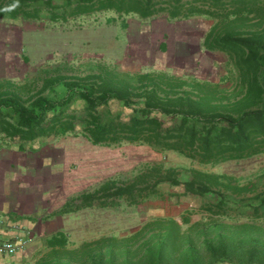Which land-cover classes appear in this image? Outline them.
<instances>
[{
    "label": "trees",
    "instance_id": "obj_1",
    "mask_svg": "<svg viewBox=\"0 0 264 264\" xmlns=\"http://www.w3.org/2000/svg\"><path fill=\"white\" fill-rule=\"evenodd\" d=\"M55 1L0 0V19L28 22L47 18L52 23H66L100 13L113 14V20L132 15L142 20L160 15L169 21L210 19L214 25L203 40V48L224 54L230 69L219 82L164 70L119 72L104 64L85 76L46 78L41 87L29 80H0V149L34 151L37 144L42 146L50 139L82 135L96 146L147 145L200 165L264 154V0ZM57 86L61 93L45 94L55 92ZM76 102L80 103L78 109ZM180 174L164 163H147L129 183L109 180L94 192H84L67 202L55 214L121 205L137 208L160 195L161 186L177 187L182 196L202 199L200 208L209 216L234 213L251 221L230 237L220 234L216 240L206 241L203 246L209 262L200 261L190 249L182 264H264V226L257 224L264 220V190H256L249 201L237 200V196L255 191L257 185L242 186L233 177L195 168L183 181ZM183 219L190 222L188 216ZM155 225L162 233L137 243L136 250L141 253L137 263L168 264L170 251L182 239V226L175 220L147 223L129 238L104 237L84 243L81 250L73 251L76 257L65 254L56 262L115 264V250L133 248L130 242L147 235ZM47 244L55 251L66 250L68 237L59 231Z\"/></svg>",
    "mask_w": 264,
    "mask_h": 264
},
{
    "label": "rangeland",
    "instance_id": "obj_2",
    "mask_svg": "<svg viewBox=\"0 0 264 264\" xmlns=\"http://www.w3.org/2000/svg\"><path fill=\"white\" fill-rule=\"evenodd\" d=\"M112 17L115 16L111 13H100L66 23H52L47 18L28 22L0 19V26L5 30L3 36H17L20 40V45H0V79L29 80L41 87L42 80L46 78L85 76L96 73L104 64L119 72L164 70L219 82L230 69L224 54L203 48V40L214 25L213 20L169 21L165 15L150 20L133 15L117 20ZM182 26L185 31H181ZM135 27L141 34L140 39L131 41L130 32ZM11 30L14 33L8 35ZM181 54L190 57H181ZM206 58L210 61L207 65ZM181 59H188V63L183 65ZM56 88L55 92L47 91L45 94L55 96L62 92L59 86ZM79 106L80 103L76 102L75 107L78 109ZM147 163H164L167 167L177 168L182 181L187 178L188 171L195 168L233 177L242 186L248 183L257 185L255 191L236 195L237 200L249 201L264 190V180L261 179L264 154L241 161L200 165L175 152H159L147 145L96 146L82 135L50 139L42 146L37 144L34 151L3 148L0 149V167L16 171L18 187L29 191V198L24 201L37 204L31 212L34 221L30 225L38 236L34 247L21 259L1 264H57L58 257L65 254L75 256L73 251L81 250L84 243H94L104 237L129 238L156 220H175L182 226V239L170 251L168 264H182L190 249L195 250L200 261L209 262L203 246L206 241H214L220 234L230 237L232 232L251 223L246 216L234 213L209 216L200 208L204 202L202 199L182 196L181 188L165 185L160 187V195L137 208L121 205L111 209H83L63 216L55 214L67 202L84 192H94L109 180L116 179L120 185L129 183ZM41 165L45 169H40L43 168ZM186 216L190 219L188 224L184 223ZM257 224L264 226V220ZM59 231L66 233L68 245L66 250L55 251L48 246L47 239ZM160 233L162 230L155 225L147 235L130 242L134 244L133 248L119 247L115 250V264H124L126 260L139 264L137 255L141 253L136 250L138 244L150 241L152 234ZM120 250L128 251L130 255L121 254ZM92 255L97 257V251H92ZM219 264H236V261Z\"/></svg>",
    "mask_w": 264,
    "mask_h": 264
},
{
    "label": "crops",
    "instance_id": "obj_3",
    "mask_svg": "<svg viewBox=\"0 0 264 264\" xmlns=\"http://www.w3.org/2000/svg\"><path fill=\"white\" fill-rule=\"evenodd\" d=\"M4 31L5 30H2V27L0 26V45H20V40L17 36L16 37H9L7 35L3 36L5 33ZM13 33L14 31L11 30L7 34L12 35ZM179 56L180 55H178L177 57ZM181 57H183L182 54ZM181 62L183 65L187 64L186 60L181 59ZM206 62H207V58H206ZM1 68L2 67L0 66V72H1ZM1 79H6V78H1ZM10 169L6 168L5 166L0 167V220H4L7 222L8 221L16 222L24 227L29 228L33 234V237L31 244L28 246L27 250L24 253L18 254L16 256L0 255V264L21 259V257H23V254L30 252L31 248L34 247L35 245L34 241L36 240V236H38L31 226L32 222L34 221L33 218L31 217L32 216L31 212L34 210V208H36L37 204L34 201H24L25 198L26 199L29 198L28 195L29 191L26 190V188L18 187L19 180L16 177L17 172L12 171Z\"/></svg>",
    "mask_w": 264,
    "mask_h": 264
},
{
    "label": "built area",
    "instance_id": "obj_4",
    "mask_svg": "<svg viewBox=\"0 0 264 264\" xmlns=\"http://www.w3.org/2000/svg\"><path fill=\"white\" fill-rule=\"evenodd\" d=\"M0 236V255L16 256L27 250L33 234L19 223L0 220Z\"/></svg>",
    "mask_w": 264,
    "mask_h": 264
},
{
    "label": "bare ground",
    "instance_id": "obj_5",
    "mask_svg": "<svg viewBox=\"0 0 264 264\" xmlns=\"http://www.w3.org/2000/svg\"><path fill=\"white\" fill-rule=\"evenodd\" d=\"M177 27L178 26H180V25H176ZM167 29V28H166ZM181 31H185V30H183V26H182V30ZM140 35L141 34H139V32H138V28L137 27H135V29L134 28H132V30H131V32H130V39H131V41H136V40H138V39H140ZM134 43H136V42H134ZM134 45V44H133ZM2 52V51H1ZM140 54H141V52H140ZM189 54H191V53H189ZM13 55V54H12ZM182 55H184V56H189L188 54H182ZM2 56V55H1ZM0 56V57H1ZM3 56H4V54H3ZM190 57V56H189ZM144 58V57H143ZM189 59V58H188ZM188 59L186 60V62L188 61ZM206 61V60H205ZM210 61L207 59V62H205L206 63V65L209 63ZM8 63V62H7ZM6 63V64H7ZM188 63V62H187ZM5 64V63H4ZM9 64V63H8ZM7 64V65H8ZM172 64V63H171ZM14 65V64H13ZM24 66V65H23ZM189 67V66H188ZM210 67V66H209ZM213 67V66H212ZM207 68V67H206ZM55 149V148H54ZM59 150V149H58ZM58 153V152H57ZM57 153H55V154H57ZM61 153V152H60ZM60 156V155H59ZM54 158V157H53ZM35 161V160H34ZM29 162H31V160L29 159ZM55 162H56V160H55ZM32 163H34V162H32ZM57 163V162H56ZM35 164V163H34ZM41 164V163H40ZM42 166V165H41ZM55 166V165H54ZM43 167V166H42ZM40 169H45V167H43V168H40ZM41 172V171H40Z\"/></svg>",
    "mask_w": 264,
    "mask_h": 264
}]
</instances>
